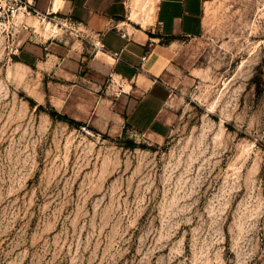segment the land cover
Segmentation results:
<instances>
[{"label": "rangeland", "instance_id": "obj_1", "mask_svg": "<svg viewBox=\"0 0 264 264\" xmlns=\"http://www.w3.org/2000/svg\"><path fill=\"white\" fill-rule=\"evenodd\" d=\"M206 1L171 63L165 139L53 118L89 91L44 89L13 55L89 38L29 16L0 37V264H264V0ZM154 2L124 21L148 28Z\"/></svg>", "mask_w": 264, "mask_h": 264}, {"label": "crops", "instance_id": "obj_2", "mask_svg": "<svg viewBox=\"0 0 264 264\" xmlns=\"http://www.w3.org/2000/svg\"><path fill=\"white\" fill-rule=\"evenodd\" d=\"M128 2L35 0L38 10L52 9L60 19L78 24L89 39L62 43L29 38L13 55L17 64L39 72L44 89L89 91L87 99L92 102L77 103L74 97L71 105L78 107L76 116H67L94 133L131 132L165 139L171 128L169 104L174 93L171 63L176 48L202 37L207 1L157 0L148 28L124 21ZM142 57L146 60L140 69Z\"/></svg>", "mask_w": 264, "mask_h": 264}, {"label": "built area", "instance_id": "obj_3", "mask_svg": "<svg viewBox=\"0 0 264 264\" xmlns=\"http://www.w3.org/2000/svg\"><path fill=\"white\" fill-rule=\"evenodd\" d=\"M52 1V0H51ZM18 15L33 16L41 23L59 26L60 29L69 31L70 34H75L76 37L87 40L85 31L68 20H63L57 17V14L50 9L49 11L42 12L37 9L35 0H0V37L9 38L13 36L14 22ZM58 19V20H57ZM63 21L65 23H60ZM93 48H97V44H91ZM146 57L140 59V69L145 63ZM112 82L110 81L109 84Z\"/></svg>", "mask_w": 264, "mask_h": 264}, {"label": "bare ground", "instance_id": "obj_4", "mask_svg": "<svg viewBox=\"0 0 264 264\" xmlns=\"http://www.w3.org/2000/svg\"><path fill=\"white\" fill-rule=\"evenodd\" d=\"M139 1H140V0H135V2H139ZM149 1L154 2L155 0H149ZM155 2H156V1H155ZM155 2L151 5V6H152V7H151V10H152L151 14H152V15H153V13H154V11H155V8H154V7H155ZM153 5H154V6H153ZM148 10H149V9H148ZM149 15H150V14H149ZM147 16H148V15H147ZM21 17H22V15H18L17 18L15 19V22H14V23H17V24H19V25H20V24H23V23H22V20H21V19H22ZM23 17H25V16H23ZM29 17H33V16H29ZM33 18H34V17H33ZM148 24H149V23H148ZM148 24H147L146 21L143 20L141 26H142L143 28H146V26H147ZM49 25H50V24H47V23H46V27L49 26ZM53 27H54V26H53ZM47 29L49 30V28H47ZM47 29H46V30H47ZM54 29H55V28H54ZM46 30H45V31H46ZM51 31H52V30H51ZM51 31H50V32H51ZM50 34H51V33H50Z\"/></svg>", "mask_w": 264, "mask_h": 264}, {"label": "trees", "instance_id": "obj_5", "mask_svg": "<svg viewBox=\"0 0 264 264\" xmlns=\"http://www.w3.org/2000/svg\"><path fill=\"white\" fill-rule=\"evenodd\" d=\"M53 118L55 119H59L61 121H65V122H68L70 125L76 127V128H80V127H83V125L81 123H78V122H75V121H72L70 119H68L67 117H64V116H61L57 113H52L50 114ZM132 144L131 143H127L126 146H131Z\"/></svg>", "mask_w": 264, "mask_h": 264}]
</instances>
